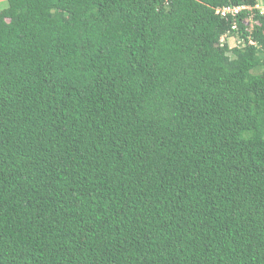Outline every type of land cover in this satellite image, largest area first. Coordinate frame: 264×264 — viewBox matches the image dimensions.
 Segmentation results:
<instances>
[{
  "label": "trees",
  "instance_id": "trees-1",
  "mask_svg": "<svg viewBox=\"0 0 264 264\" xmlns=\"http://www.w3.org/2000/svg\"><path fill=\"white\" fill-rule=\"evenodd\" d=\"M6 1L0 264H264L257 0Z\"/></svg>",
  "mask_w": 264,
  "mask_h": 264
},
{
  "label": "built area",
  "instance_id": "built-area-1",
  "mask_svg": "<svg viewBox=\"0 0 264 264\" xmlns=\"http://www.w3.org/2000/svg\"><path fill=\"white\" fill-rule=\"evenodd\" d=\"M242 9H247L250 11L249 15L244 19V24L247 25L246 29H251L250 27L252 26L251 25V21L253 20L252 16H253V9H256L258 10V13L259 14H262L264 15V0H257V2L253 5V6H225V7H222V8H217L216 9V12L217 13H220L221 15H225V14H236L238 13L240 10ZM234 28H236V26L234 25L233 26ZM225 36H222L220 41L223 42L225 41ZM235 43L233 45L229 44V46H237V45H241V40L240 39H237V38H232ZM251 42V41H249Z\"/></svg>",
  "mask_w": 264,
  "mask_h": 264
},
{
  "label": "rangeland",
  "instance_id": "rangeland-1",
  "mask_svg": "<svg viewBox=\"0 0 264 264\" xmlns=\"http://www.w3.org/2000/svg\"><path fill=\"white\" fill-rule=\"evenodd\" d=\"M6 7H7V1L6 0H0V12L3 16L7 15ZM228 43L233 45L235 43V41L232 38H230V39H228Z\"/></svg>",
  "mask_w": 264,
  "mask_h": 264
}]
</instances>
